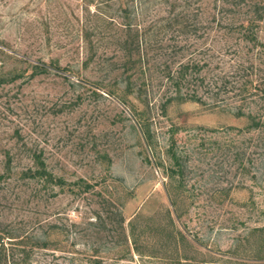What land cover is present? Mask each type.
<instances>
[{"label":"rangeland","instance_id":"rangeland-1","mask_svg":"<svg viewBox=\"0 0 264 264\" xmlns=\"http://www.w3.org/2000/svg\"><path fill=\"white\" fill-rule=\"evenodd\" d=\"M214 1L205 2L213 9ZM119 6L118 0H0V171L8 151L13 177L36 156L64 180L39 210L70 226L69 243L76 257L87 254L88 264H264V249L255 256L258 236L250 237L264 227V160L248 146L255 135L227 128H242L244 119L191 101L162 112L172 89L157 74L140 97L135 78L134 92L124 93ZM167 10L151 3L139 20L147 25ZM245 15L246 9L236 14ZM257 33L264 43V20ZM37 64L60 70L31 76ZM137 116L148 119L147 142ZM78 179L91 189L73 186ZM14 182L0 192L6 220L25 218L35 207L29 199L35 184L18 182L14 191Z\"/></svg>","mask_w":264,"mask_h":264},{"label":"trees","instance_id":"trees-1","mask_svg":"<svg viewBox=\"0 0 264 264\" xmlns=\"http://www.w3.org/2000/svg\"><path fill=\"white\" fill-rule=\"evenodd\" d=\"M118 1L122 22L115 23L107 12L93 13L96 19L101 18L109 26L117 24V29L124 33L119 39L122 73L126 75L124 93L130 95L134 92L132 79L135 78L139 80L135 92L140 97L148 79L157 74L166 80L169 90L172 89L161 101L162 112L165 113L173 102L191 101L244 119L242 128H227L255 135L248 145L250 154L264 160V43L260 42L257 33L264 20V0H215L213 9L206 5V0ZM151 3H165L167 15L145 25L144 19L141 22L139 19ZM241 9H246V15L236 16ZM211 31L214 33L210 46L207 42ZM50 68L56 73L60 70L57 65L37 64L31 76ZM3 82L0 80V85ZM108 92L116 96V91ZM119 101L124 104L121 99ZM136 120L141 127V137L147 142L151 139L148 119L137 116ZM168 152L180 172L176 152L171 147ZM14 175L12 158L5 151L0 192L14 180L16 185L11 186L14 191H17L18 182L34 183L29 199L35 202V207L25 211V218L6 220L0 214V264H88L87 254L76 257L73 243H69L70 226L58 223L55 214L39 210L41 203H48L56 197L53 190L66 185L64 180L56 177L36 156L31 159L30 167L17 177ZM73 186L83 187V192L91 189L82 179ZM132 236L135 237L134 233ZM255 236H258L255 256H258L264 249V239L261 238L264 227L252 229L250 237ZM138 239L136 234L133 240L135 250L141 252Z\"/></svg>","mask_w":264,"mask_h":264}]
</instances>
